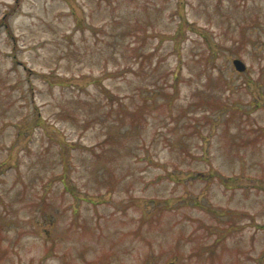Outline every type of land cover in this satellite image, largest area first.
Instances as JSON below:
<instances>
[{
  "label": "rangeland",
  "instance_id": "rangeland-1",
  "mask_svg": "<svg viewBox=\"0 0 264 264\" xmlns=\"http://www.w3.org/2000/svg\"><path fill=\"white\" fill-rule=\"evenodd\" d=\"M0 264H264V0H0Z\"/></svg>",
  "mask_w": 264,
  "mask_h": 264
},
{
  "label": "water",
  "instance_id": "water-1",
  "mask_svg": "<svg viewBox=\"0 0 264 264\" xmlns=\"http://www.w3.org/2000/svg\"><path fill=\"white\" fill-rule=\"evenodd\" d=\"M233 64H234L235 68L240 72H243L247 69L246 63L240 58H235L233 60Z\"/></svg>",
  "mask_w": 264,
  "mask_h": 264
},
{
  "label": "trees",
  "instance_id": "trees-1",
  "mask_svg": "<svg viewBox=\"0 0 264 264\" xmlns=\"http://www.w3.org/2000/svg\"><path fill=\"white\" fill-rule=\"evenodd\" d=\"M107 92V91H106Z\"/></svg>",
  "mask_w": 264,
  "mask_h": 264
}]
</instances>
